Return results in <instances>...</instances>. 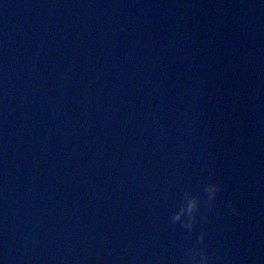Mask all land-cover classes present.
<instances>
[{
  "label": "water",
  "instance_id": "1",
  "mask_svg": "<svg viewBox=\"0 0 264 264\" xmlns=\"http://www.w3.org/2000/svg\"><path fill=\"white\" fill-rule=\"evenodd\" d=\"M200 231L264 264V0H0V264H182Z\"/></svg>",
  "mask_w": 264,
  "mask_h": 264
},
{
  "label": "clouds",
  "instance_id": "2",
  "mask_svg": "<svg viewBox=\"0 0 264 264\" xmlns=\"http://www.w3.org/2000/svg\"><path fill=\"white\" fill-rule=\"evenodd\" d=\"M153 119H157L155 113H153ZM219 192L220 186L213 182L203 185L202 194L186 188L180 196L179 203L170 211V222L174 225L178 224L180 229L185 230L186 237H191L196 226L208 220L205 213L214 209ZM227 208L232 215H240L236 205L228 203ZM205 235L204 231H200L195 236L194 242L185 250L182 264H210L211 258L204 244Z\"/></svg>",
  "mask_w": 264,
  "mask_h": 264
}]
</instances>
